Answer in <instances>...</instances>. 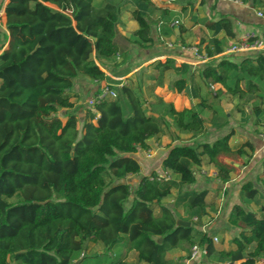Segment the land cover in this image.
I'll return each instance as SVG.
<instances>
[{
	"label": "trees",
	"instance_id": "1",
	"mask_svg": "<svg viewBox=\"0 0 264 264\" xmlns=\"http://www.w3.org/2000/svg\"><path fill=\"white\" fill-rule=\"evenodd\" d=\"M121 1L0 3L7 30L0 26V46H5L0 52V264H131L127 257L132 251L141 264H185L172 262L168 252L191 246L195 236L206 244V256L214 257L205 264H255L264 255V196L253 181L240 184L238 202L227 215L226 221L239 229L232 248H215L212 237L194 231L191 223L177 225L173 212L181 208L192 217L206 215L214 205L207 200L208 190L186 188L195 183L194 167L205 159L217 172L216 178L209 177L225 183L232 168L220 157L245 155V146L254 149L249 142L230 145L234 132L228 130L211 142L169 145L159 163L162 172L142 175L132 192L123 180L140 172L135 154L150 147L149 139L163 135V118L146 112L134 87L122 84L114 98L87 108L78 128L69 91L78 76L109 80L100 61L118 54L114 38L121 9L132 5L128 12L138 25L133 32L137 46L152 43V12L160 13L156 33L172 34L169 22L176 11L152 0ZM252 2L264 8V0ZM198 23L210 33L202 48L195 45L207 57L221 54L226 37L234 38L227 17L204 16ZM151 64L157 86L168 72L183 76L173 80L172 89L196 99L195 107L176 109L160 96L151 103L165 107L176 131L194 136L205 131L200 110L211 111L212 127L225 126L211 121L216 110L210 99L230 95L242 100L264 85V52L238 64L219 58L199 69L172 57ZM108 85L116 86L113 81ZM59 109L64 120L56 114ZM253 113L257 121L264 107ZM167 171L176 178L157 179ZM169 197L172 209L164 204ZM249 203L257 210L246 209ZM85 242L101 249L84 252Z\"/></svg>",
	"mask_w": 264,
	"mask_h": 264
},
{
	"label": "rangeland",
	"instance_id": "2",
	"mask_svg": "<svg viewBox=\"0 0 264 264\" xmlns=\"http://www.w3.org/2000/svg\"><path fill=\"white\" fill-rule=\"evenodd\" d=\"M6 0H0L1 4H4ZM99 1V0H97ZM121 0H113L114 3L119 4ZM163 0H159L158 2L162 3ZM168 4L166 5H175L177 8L176 14L173 15L174 18H178L181 20L180 23H189L194 21L195 18L192 16V5L194 0H167ZM200 0H198L199 3ZM203 1V0H201ZM219 4L221 5V10L225 12H229L231 6L234 4L232 2H228L227 0H218ZM214 3V0H205V4L203 9L205 12L210 10V7ZM201 4V3H200ZM184 7H181L183 6ZM2 12V11H1ZM263 12V11H262ZM160 13L152 12L151 18L149 17L150 23L153 24L156 19V15ZM200 14V13H199ZM200 29V28H199ZM208 37V36H207ZM208 39V38H207ZM200 34H197L196 39L192 42L191 40L181 39L178 41L177 38H172L169 42H166L165 45H176V48H188L191 46H195L199 43V47L202 48L205 45V41L207 40ZM203 41V42H201ZM134 47H138L137 44L133 41ZM140 47V46H139ZM228 47V45H227ZM198 46H196V50ZM202 51V50H201ZM203 53L200 55L202 63L199 64L200 67L205 65L206 63H215L220 57H229V54H223L220 56H213V57H206L204 51L198 52ZM124 57V54H123ZM203 58V60H202ZM102 64V63H100ZM102 66V65H101ZM152 64L149 63L143 67L137 68L136 72H134V81L130 78L129 85L134 87L136 92L142 97L144 102V108L146 112H150L152 114L161 116L164 120V131L163 135L160 137L154 138L153 145L155 154H152L151 158H148L146 165L142 166V172L148 174L152 170L156 173H161L162 169L158 165V156H160L163 151L167 149L169 145L172 144H190L192 146L196 145L199 142L207 141L211 142L215 138L221 136L225 133V131L232 130L234 135L230 139V143H234L233 145H238L241 143L249 142L253 146V150L250 147L245 146V155H227L220 157V160L224 163L230 164L232 166L231 175V183H233L232 188L228 191L223 190L219 181H215L213 178H209L207 172L211 169V165L206 163L204 159L202 165L200 167H194V171L196 174L202 177L198 178L197 183L193 185L186 186V188H206L208 193L211 197V200H217V202H213L214 205L211 206L208 210L206 215L204 216H189L187 212L181 208L174 209V216L177 219H186L189 221L194 231H202L208 237H216V240L212 239L213 245L215 248H222L228 249L234 247L231 242L232 237H234L238 233V228L230 225L226 220V211H227V204L233 202L234 198V191L235 186L241 182L251 180L259 189L260 195L264 196V169L261 166V162L264 158V152L262 155L258 156V158H254V152L256 150V144L258 142L264 143V128L262 123L264 122V115H261L257 121L255 120V116L253 110L257 106L264 107V85L261 84L262 90L258 94H247L242 100H239L237 97L230 96V95H222L216 99H210V103L212 108L216 110V114L211 121L220 123L223 121L225 126L220 129H216L210 126V110H200V118L203 121L204 126L206 127L205 131L201 134L191 135L185 132L176 131L174 126L171 123V119L168 115L165 114V107L160 106L159 104L153 105L152 103H157V97L154 93H158L162 99H167L172 95H175V91L172 89V82L177 77V75L170 74L164 75L163 82L161 86H157V80H153L155 71L153 72ZM120 86V85H118ZM111 86L117 93L119 92V87ZM207 89H204L206 92ZM184 95V94H180ZM87 96V95H86ZM85 96V97H86ZM81 100L80 109L77 114V126L78 128L81 127L82 120L85 116V111L89 108L88 104V97ZM179 98L175 97L172 101L173 106L176 109L180 108ZM151 101H153L151 103ZM197 100L193 102H189V107H195ZM62 120H64V110L59 109L56 113ZM258 145V144H257ZM139 152L144 153V149H138ZM144 150V151H143ZM140 158V157H139ZM147 159V158H146ZM215 168V167H214ZM213 168V169H214ZM202 170H205L202 173ZM168 172V171H167ZM168 177L170 179H175L176 176L173 175L170 171L168 172ZM208 179V180H207ZM125 180L131 187V191L134 190L135 180L134 175H128ZM207 180V181H206ZM224 184V183H222ZM228 195V197H226ZM172 198L169 197L164 200V204L168 206L170 209L173 208L172 206ZM131 196L128 198L127 201L124 202V207H127L130 203ZM225 204L222 205L223 201ZM246 209H251L256 211L257 207L254 204L249 203L244 206ZM196 219V220H195ZM204 230V231H203ZM202 241L201 236H195L194 242ZM190 245L183 244L180 248L172 249L168 252L169 259L174 263H177L180 259H186ZM101 249L100 244L91 245L90 243H84V252H94L96 250ZM214 257L207 255L205 259L197 258L195 261L197 264H205L206 262L213 261ZM127 261L131 264H141L138 263L136 260V254L132 251L128 257ZM255 264H264V255H260Z\"/></svg>",
	"mask_w": 264,
	"mask_h": 264
},
{
	"label": "crops",
	"instance_id": "3",
	"mask_svg": "<svg viewBox=\"0 0 264 264\" xmlns=\"http://www.w3.org/2000/svg\"><path fill=\"white\" fill-rule=\"evenodd\" d=\"M104 1H110V0H104ZM152 1L158 7H164L174 11L177 10L175 5H166L168 4L167 0H163L162 3L158 2L159 0H152ZM227 1L234 3L231 6V9H229V12H225L221 10V5L219 4L218 0H214V3L212 4L208 12H205L203 9L205 0L203 1L200 0L199 3L198 0L192 1L193 5H192V9L190 10H192L191 14L193 18H195L194 21H191L189 23L185 22L180 28L173 27L172 34H167L165 32L166 30L164 31V33L161 34L156 33L157 20H158V15H156L155 22L151 24L150 36L152 37V43L150 45H147L146 47H139V46L134 47L133 32L134 30L137 29L138 25L136 21L130 18L128 12L129 8L132 5L128 4L126 8H122L116 25L117 32L114 38L118 46V54L114 57V60L112 61H106V60L100 61V63H102L101 64L102 66L100 67L105 71V74L109 77L108 78L109 80L98 82L83 76H78L74 78L73 86L69 91V93L73 95L72 100L75 101V106H74L75 108L72 109V111L74 110L75 113L78 114L81 100H83V97L87 95L85 97V99H87L89 96L93 95L101 84L103 83L108 84L110 83V81H113L117 85L130 84L129 79L131 78L134 81L133 79L134 72H136L137 68L148 65L149 63H152L155 60H164L166 57H172L178 63L185 62L189 64L192 69L201 68L199 64L202 63V61L200 60L199 56L203 53L201 54L198 53L196 50V46H191L188 48L187 47L184 48L183 46H181V48H176V45L173 46L165 45V43L169 42V40H171L173 37L177 38L178 41H181V39H187V40H191L192 42L196 39L197 34L198 35L200 34L205 39L209 38L210 35L209 31L201 27V25L198 23V19L200 17L207 16L208 18L215 20L221 16H224L229 19L231 24V29L234 34V38L230 39L225 36L228 46L231 42H236L238 40L245 38L246 36H251L252 41H260L264 43V8L262 6H257L252 2V0H238L236 2L230 0ZM123 3L124 1H121V5ZM259 11L261 12L263 11L262 12L263 16L257 15V12ZM154 13H158V11ZM151 15L152 14H150L149 16L150 18ZM0 20L2 21V24L5 27V16L3 11L0 12ZM5 32L7 34V30ZM220 36H223V34H220ZM227 48L228 47L226 46L223 52L217 56L223 55V53L226 51ZM203 51L204 50L200 52ZM122 53L124 54V57ZM260 53H263V51L260 48H254V49H249L247 51H239L236 53H227V54L230 55L229 56L230 61H233L238 64L242 58L244 57L253 58ZM170 73L171 72H168L167 74ZM181 77L183 76L179 75L176 78H181ZM154 95H156V97L160 96L158 93H154ZM175 97L179 98L178 100L181 104L179 109L188 108L189 102L190 101L193 102L196 100V99H189L186 95H180L177 92H175V95H172L171 97H168L167 99L164 100L172 102ZM226 132L227 131H225V133ZM153 142L154 139L152 138L149 139L148 144L150 145V147L146 151L143 150L144 153H141V151L139 152L138 150L135 154L136 159L141 165V170L140 172L134 174V178H136L134 187L136 186L139 178L142 175H144V173L142 172V166L146 165L148 158H151L152 154L153 155L155 154L154 147L156 146L153 145ZM233 144L234 143L232 144L230 143V145ZM257 144H256V150L254 152V158L256 159L264 152V143L261 144V142H258ZM165 152L166 150L163 151V153L160 156H158L159 158L158 163H160V160L164 156ZM148 153H150V155H148ZM228 165L232 168L230 164ZM210 168H212V165ZM199 177L200 175L196 174L195 172V183H197ZM200 180H202V177H200ZM123 181L127 182L125 179ZM230 181H231V175L229 181L225 182L224 184H221L223 190L227 189L229 191L232 188L231 186H233V183H231ZM241 183L235 186V191H234L235 196L233 198L234 199L233 202L230 203L229 205L227 204L228 207L226 211L225 220L227 219V215L229 213L232 204L238 202V196H237L238 188ZM226 197H228V195ZM207 200L210 202H217L216 199H214V201L211 200L209 193L207 195ZM225 202L226 200L223 201L222 205H224ZM208 212L210 211L208 210ZM133 252L136 254L135 251ZM179 262H184L185 264H197L196 261L194 260H191L187 263L186 259L184 260L180 259L178 260L177 263Z\"/></svg>",
	"mask_w": 264,
	"mask_h": 264
},
{
	"label": "built area",
	"instance_id": "4",
	"mask_svg": "<svg viewBox=\"0 0 264 264\" xmlns=\"http://www.w3.org/2000/svg\"><path fill=\"white\" fill-rule=\"evenodd\" d=\"M230 1L236 2L238 0H230ZM257 15L263 16V13L261 11H259V12H257ZM180 22H181L180 19L172 18L169 22V26L170 27H177L180 24ZM0 26L6 31L1 20H0ZM3 47H4V45L0 46V52L3 49ZM254 48H260L264 52V43H262L260 41H252L251 36H246L245 38H243L241 40H238L236 42H231L223 54L236 53L239 51H247L249 49H254ZM200 60H201V58H200ZM202 60H203V58H202ZM115 96H116V91L114 89H112L108 84L103 83L98 87L96 93L91 95L87 101H88L89 106L91 107L94 105V103H96L97 101H99L101 99L114 98ZM148 155H150V153H148ZM204 172H205V170H202V173H204ZM207 175L216 178L217 172L215 169L211 168L208 170ZM168 178L169 177L167 174V175L158 176L157 179L166 180ZM212 239L216 240V237H212ZM206 254H207L206 244L194 242L189 248L187 258H186V262L188 263L191 260H196L197 258L205 257Z\"/></svg>",
	"mask_w": 264,
	"mask_h": 264
},
{
	"label": "water",
	"instance_id": "5",
	"mask_svg": "<svg viewBox=\"0 0 264 264\" xmlns=\"http://www.w3.org/2000/svg\"><path fill=\"white\" fill-rule=\"evenodd\" d=\"M185 90H187V87L185 88ZM177 225H181V226H189L190 222L186 221V220H182V219H177L176 220ZM158 241H161V238L158 239ZM79 261H76L74 264H78Z\"/></svg>",
	"mask_w": 264,
	"mask_h": 264
}]
</instances>
